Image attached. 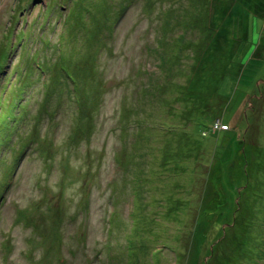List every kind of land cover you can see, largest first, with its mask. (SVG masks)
I'll list each match as a JSON object with an SVG mask.
<instances>
[{"label": "rangeland", "instance_id": "rangeland-1", "mask_svg": "<svg viewBox=\"0 0 264 264\" xmlns=\"http://www.w3.org/2000/svg\"><path fill=\"white\" fill-rule=\"evenodd\" d=\"M0 264H264V0H0Z\"/></svg>", "mask_w": 264, "mask_h": 264}]
</instances>
